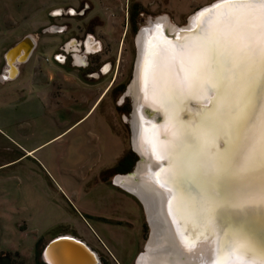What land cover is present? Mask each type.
<instances>
[{
	"label": "rangeland",
	"instance_id": "1",
	"mask_svg": "<svg viewBox=\"0 0 264 264\" xmlns=\"http://www.w3.org/2000/svg\"><path fill=\"white\" fill-rule=\"evenodd\" d=\"M214 1L0 0V76L10 48L27 35L37 41L18 78L0 77V254L35 264L40 239L46 245L69 234L102 264H135L149 234L146 215L134 196L113 185L112 169L133 152L124 119L132 104L122 95L133 74L136 33L162 16L184 26ZM64 24L67 32L57 34ZM92 27L105 46L100 63L118 56L112 73L86 81L54 58L61 44L83 40ZM115 74L114 87L97 101Z\"/></svg>",
	"mask_w": 264,
	"mask_h": 264
},
{
	"label": "snow or ice",
	"instance_id": "2",
	"mask_svg": "<svg viewBox=\"0 0 264 264\" xmlns=\"http://www.w3.org/2000/svg\"><path fill=\"white\" fill-rule=\"evenodd\" d=\"M199 31L165 54L167 76H160L159 58L153 60V99L165 117L153 154L169 161L165 184L181 173L190 177L179 191L170 187L169 205L183 211L191 203L211 225L217 209L254 202L233 200L232 189L257 173L264 204V0H225ZM192 100L198 109L189 107ZM182 112L191 116L182 119ZM64 251L56 244L49 250L52 257Z\"/></svg>",
	"mask_w": 264,
	"mask_h": 264
},
{
	"label": "bare ground",
	"instance_id": "3",
	"mask_svg": "<svg viewBox=\"0 0 264 264\" xmlns=\"http://www.w3.org/2000/svg\"><path fill=\"white\" fill-rule=\"evenodd\" d=\"M157 25L160 26L161 30L163 28L170 33H174L179 28V26L173 24L170 21L168 16H162L159 18ZM157 25L152 27L149 25L147 28L149 30L148 32L141 31L140 35L137 36L139 57L136 71L137 82L133 95L139 104L142 105V107L148 106L149 108L156 107L161 109L159 104L154 102L153 99L155 95V87L152 79V73L154 70L153 60L159 58L158 71L160 76H167L169 73L170 62L165 54L169 53L173 49H176V47L161 37L159 29L156 27ZM195 39L196 37H192L190 41L186 43H190ZM87 46L90 51L94 47L92 46L91 42H88ZM120 102L123 103L122 100ZM125 119H127V117H125ZM142 121L141 116L138 115L136 111L135 119L133 121V129L135 131L134 146L135 149H137V151L142 156H144L143 162L145 163L140 166L137 173L140 177L139 181H137L138 185L129 186V183L126 182L125 177L122 176H118L115 179V186L123 190L127 189L130 192H136L143 198L147 206L149 219L153 220L152 237L150 240V245L148 246L150 253L148 252L144 258L139 260L138 264H196V259L200 257V260H202V255L204 256L205 260H208L207 263H209V260H211L210 264H214L215 259L213 253L216 247V242L218 254L217 258L215 257V264H264V257H258L259 254L257 253L256 255L255 251L258 249L260 250V246H258V243L255 242V240H251L250 237H248L246 234H243L241 227L230 228L224 236L222 235V239L219 241H217L218 235L211 236L212 239L204 243H201V241L197 240V237H201L202 235V233L198 232V225L199 227L202 225V221L201 223H199V221L201 220L203 213L194 208L191 203L186 204L183 211L178 210L175 202L172 205H168L167 201L169 197V190L168 188L166 189L163 186H160L161 182L164 183L162 174L163 172H161L160 179H157L156 176L151 178L150 175L153 173V170H150V166L152 164H157L158 166V159H163L161 158V155L158 151L155 156L153 153L154 148H158V141L163 139L165 120L160 127L152 128H145L142 124ZM158 135H162V137L158 138ZM150 162L152 164H150ZM179 175L180 174H178L176 177ZM258 176L259 174L257 173L256 176L253 177L255 183L257 179V189L250 190L244 187L243 184L235 185L232 189V197L233 200L236 201L243 200L245 198L251 199L254 201L253 203L261 204L263 206L262 211L264 212V204L260 202V180ZM158 180L161 182L158 183ZM251 182L252 180L250 179L244 185L247 186ZM226 208L228 210L231 208L238 209L241 207H231L226 205L217 209L213 216L216 218L218 217V220H226ZM172 212L173 216H175L177 219L184 220L185 223H191L193 228L195 230L197 229L196 236L193 232L197 243L190 249L187 247L188 245H186V242L189 244L190 241H180L179 239V232L176 230ZM208 224V222L206 224L205 220L204 225H206V227L204 228V225L202 226V232L205 229L207 230V232L204 231L205 235L216 233L217 230L214 228L213 222H211L212 227L207 226ZM251 249L253 251H251ZM250 252L253 253L250 254ZM247 253L250 255H247Z\"/></svg>",
	"mask_w": 264,
	"mask_h": 264
},
{
	"label": "water",
	"instance_id": "4",
	"mask_svg": "<svg viewBox=\"0 0 264 264\" xmlns=\"http://www.w3.org/2000/svg\"><path fill=\"white\" fill-rule=\"evenodd\" d=\"M222 3H225V0H216V1H214L208 5H205L199 9H197L194 13H192L188 17L187 24L184 26H180L178 28V30H176L174 33H170L163 28H162V30L160 29V26L157 25V21L161 17H157L155 19L147 20L146 24L144 26H142L137 31L136 37H135L136 58H135V62H134L133 74H132L131 81L128 84V86L126 87L122 97L124 99H130L131 104H132L131 114L129 115V117H127L126 120L128 121V123L130 125V129H131V139H130L131 150L133 151L134 154L137 155L138 160L136 161L132 171L125 173V174H116L112 180L113 185L116 184L115 179L118 176L125 177L126 182L129 183V186L138 185L137 181H139L140 177L138 176L137 173H138L140 166L142 164H145L143 162L144 156H142L137 151V149H135V146H134L135 131L133 129V121L135 119L136 111H137L138 115L141 116V121L143 120L142 124L145 128L160 127L165 120V117H164L161 109H158L156 107H152V108L150 107L149 108L148 106L142 107V105L139 104V102L137 101V99L133 95L134 90L136 88V82H137L136 71H137L138 57H139V51H138V45H137V36L140 35L141 31L148 32L149 30L147 28L149 27V25H150V27L157 25L156 27L159 29L161 37L165 41L169 42L170 44H172L174 47L177 48L180 44L189 42L192 37L199 36L200 35L199 30H200L202 24L210 22L216 18V16H217V5H220ZM48 31L54 32L55 30H54V28H51ZM36 47H37V41H36L35 37L32 35H27L20 42H18L12 48H10L4 56L6 66L3 69V72L0 76L1 82L15 80L20 74L19 65L25 64L29 61V59L33 55ZM209 98H211V97H209ZM207 102H208L207 100L203 101V103H205V104ZM189 107L191 109L195 110V109H198L200 107V105L195 100H192L189 104ZM185 116H191V113L182 112L181 118L183 119ZM159 137H162V135H158V138ZM157 162L159 164L158 166H157V164L153 165L150 162V164H152L150 166V170H153V173L150 175H151V178L156 176L157 179H160L161 172L163 169H166L168 167L169 161L167 159H158ZM149 173H150V171H149ZM158 173H159V175H158ZM189 180H190V177L187 175V173H182L178 177H176L175 183L167 186V184L161 182L160 186L161 187L163 186L166 189L168 188V190L171 187L175 191H179L180 186L188 183ZM251 180H252V182L249 185L245 186L243 184V186L250 189V190L257 189L258 188L257 179H256V183L254 182L255 180H253V178H251ZM164 184H165V186H164ZM125 192L134 196L139 201V203L141 204V206L145 212L146 222H147V225L149 228V234H148L146 243L144 245L143 251L141 253H139L135 259V264H138L139 260L144 258L148 252L150 253V250H148V246L150 245V240L152 237V231H153L152 230L153 229L152 228V221L153 220L149 219L147 206H146L143 198L139 194H137L136 192H130L127 189L125 190ZM168 196L169 197H168L167 203L169 205V200H172L174 198V191L169 190ZM262 210H263V206L261 204H257V203H250V204H247L244 207H241L238 209L231 208V209L227 210V208H226V212H225L226 220L225 219L218 220L217 219L218 217L217 218L215 216L212 217L211 222H213V226L217 230V232H216L217 234L213 233V234H209V235L208 234L205 235V232H207V230H205V229H204L205 232L204 231H203L204 233L202 232V226L205 224V220H206L204 215H202L201 220L199 221V223H201V221H202V225L200 227L198 225V232L202 233V235H201V237H197V240L201 241V243H204V242L210 241V239H212L211 236L218 235L217 241H219L222 239V235L224 236L225 233L230 228L241 227L243 234H246L248 237L251 238V240H255V242L258 243V246H260V250L259 249L255 250L256 255L258 253L259 254L258 257H260V256L264 257V212ZM172 216H173V212H172ZM173 218H174L173 221L175 223L176 230H178V232H179L180 241H183V240L184 241L185 240L190 241L189 244H187L188 242H186V245H188L187 247L189 249L192 246H195L197 243L196 242L197 240L195 237L197 229L195 230L191 223L190 224L185 223L184 220H179L175 216H173ZM203 219H204V221H203ZM206 224H207V220H206ZM207 226L212 227L209 224ZM205 227H206V225H204V228ZM193 232H194L195 236L193 235ZM53 244H56V245L62 247L65 250L63 252V254H61L59 256H55V257L50 256L49 250L51 249V246ZM251 251H253V250L251 249ZM251 253H253V252H250V254ZM213 254H214V259L216 260L217 254H218L217 242H216V247H215ZM250 254L247 253V255H250ZM201 259L202 260H200V257L197 258L196 259L197 262H195V263L196 264H206L208 261V260L204 259L203 255L201 256ZM41 260L45 264H102L101 259H100L99 255L96 251H94L85 241H83V240H81L75 236L69 235V234L59 235V236H56L55 238H53L52 240H50L44 246V248L42 250ZM215 260H214V262H215ZM210 261L211 260H209V263H207V264H210L211 263Z\"/></svg>",
	"mask_w": 264,
	"mask_h": 264
},
{
	"label": "flooded vegetation",
	"instance_id": "5",
	"mask_svg": "<svg viewBox=\"0 0 264 264\" xmlns=\"http://www.w3.org/2000/svg\"><path fill=\"white\" fill-rule=\"evenodd\" d=\"M62 18L61 19L59 18V20H62ZM95 27H92L91 29L92 31H89L81 41H78V38H70L66 40L63 44L59 46L60 48L58 49V52L55 53V58H54L56 63H58L63 67L67 66V68H75L79 70L78 72L85 80L100 79L101 77H105L109 73H112L115 68L116 57L118 56V55L116 56L115 54L116 56L115 60H110L111 59L110 58L108 61H104L100 63L101 58L106 57L105 54L106 52L104 50L105 46L103 41L97 38L94 32ZM59 30L60 31H58L57 34L64 35L68 30V26L64 24L62 28H60ZM88 42H91L92 46H94L91 51L90 49H88L87 46ZM121 54L122 53L119 54V62H120ZM19 69L21 74V68ZM117 79H118V74H115L111 83V89L112 87H114L113 85L115 84Z\"/></svg>",
	"mask_w": 264,
	"mask_h": 264
},
{
	"label": "trees",
	"instance_id": "6",
	"mask_svg": "<svg viewBox=\"0 0 264 264\" xmlns=\"http://www.w3.org/2000/svg\"><path fill=\"white\" fill-rule=\"evenodd\" d=\"M136 155L133 152H125L124 155L118 159L116 165L113 167L112 171L116 174H125L132 170L135 163ZM41 239L36 243V255L35 264H45L41 260V253L45 245H41ZM0 264H23L17 261L14 256L10 253L0 254Z\"/></svg>",
	"mask_w": 264,
	"mask_h": 264
},
{
	"label": "crops",
	"instance_id": "7",
	"mask_svg": "<svg viewBox=\"0 0 264 264\" xmlns=\"http://www.w3.org/2000/svg\"><path fill=\"white\" fill-rule=\"evenodd\" d=\"M31 61V58L29 59V61L27 62V63H29ZM20 70V69H19ZM68 79V78H67ZM49 80L51 81V80H54V76L53 75H50L49 76ZM87 81V80H86ZM110 88H111V83L109 82L107 85H106V87L101 91V93L99 94V96H98V98H97V101L101 98V96L106 92V91H108L109 92V90H110ZM27 154H30V152H28Z\"/></svg>",
	"mask_w": 264,
	"mask_h": 264
}]
</instances>
